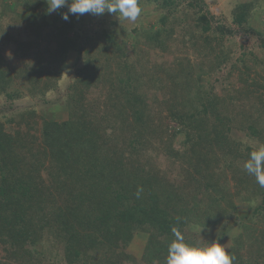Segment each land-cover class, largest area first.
Listing matches in <instances>:
<instances>
[{"label":"trees","instance_id":"16d2710c","mask_svg":"<svg viewBox=\"0 0 264 264\" xmlns=\"http://www.w3.org/2000/svg\"><path fill=\"white\" fill-rule=\"evenodd\" d=\"M39 3L35 0L22 3L27 16H33L35 7L47 9L45 1ZM174 5L175 0H160L159 6L166 9L167 15L160 17L158 28L144 37L137 36L138 31H134V37L153 44L155 48L165 47L177 25L184 29L185 35L191 36L188 41L193 44V49L195 37L203 38V57L211 62L207 74L211 75L216 68L227 65L231 53L226 43L231 31L223 26L212 27L206 11L196 14L194 20H189L186 15L179 16L180 10ZM201 6L202 3L190 6V9L198 7L202 11ZM250 11V3L238 4L233 10V21L239 29L249 20ZM58 20L54 18V24ZM81 21L77 18L67 20L59 29L55 27L56 31H48L46 25L35 27L29 24L30 31L27 32H34L33 40L53 43L51 58L59 62L58 71L45 70L42 58L35 56L36 52L34 54L28 46L17 45L14 53L19 68H13L14 78L0 54V95L8 100L19 98L21 87L30 96L50 89L49 80L68 68V52L77 50L78 61L80 54L85 58L84 67L77 70L75 84L69 87L71 92L66 102L68 119L46 122L42 132V144L49 151L51 166L50 172H46L47 177L60 176L63 180L57 181L61 185L54 190V199L56 195L64 197L63 203L69 201V204H53L48 210L49 215L44 212L41 201L52 199L51 187L38 188L31 182L32 176L24 177L18 172L12 152L13 139L0 126V264H42L37 258L38 248L42 252L45 247H50L52 241L63 247V258L67 264H108L110 258L117 257L116 252H120L119 245L128 242L137 231H147L152 241H162V245L154 249L149 245L148 250L155 252H148V256L152 259V254L159 255L160 264H166L167 245L174 238L172 229L177 228L184 235L190 221L195 226L205 224L210 217H217L221 203L228 205L229 209L221 211L220 220L225 226L217 239H222L230 230L231 217H234V225L242 221L240 226L247 234L246 231L252 227L243 222L251 221L245 216H236V206L226 202L232 197L245 202L249 198L245 194L248 188H252L254 200L261 198V205L256 206L252 213L264 221V187L244 169L249 153L264 144V132L253 123L252 115L246 116L248 113L243 108L244 113L236 112L238 105L244 107L249 103L255 108V113L259 112L264 118L262 96H252L258 89L264 90V85L257 80L247 82V79L239 77V82L244 84L243 91L237 90V96H220L201 83L200 76L196 74L198 65L193 70L188 59H180L177 73L168 75L173 96L164 98L166 91L162 92L164 88L157 78L147 79L135 73L131 78L117 77V73L105 74L101 63L110 59L109 53L112 52L108 48H114V52L119 54L118 57L114 54L116 59L122 57L121 46L126 45L124 37L118 43L110 29L101 28L106 45L100 48L99 58H88L87 51L80 45L82 41L86 44L90 38L93 39L97 31H85L86 35L83 34L85 37L81 39L77 32L68 36L75 24ZM45 31L48 32L45 34ZM29 56L40 60L34 66L26 60ZM236 61L248 70L242 56ZM250 61L253 66H258L257 59ZM230 67L233 69L235 65ZM45 73L49 75L40 85V77ZM99 84L107 88L109 96L106 97L111 100L110 104L105 102L108 109L101 112L100 117L96 112L99 110L89 109L81 96L82 92H88L93 85L99 87ZM148 96L153 98L149 100ZM255 101L262 107L258 108ZM19 116L21 114L16 118ZM102 120L106 121L103 131L107 130L109 122L114 123L111 125L113 133L106 135L100 129ZM10 122L13 123L14 119L9 118ZM168 129L173 131L171 138L182 134L194 148L188 160V169L193 168L188 177L190 188L186 190L172 177L139 162L138 157L131 165L123 163L126 158L137 156L141 147L139 137L145 130L158 135ZM34 161L38 168L44 167V159ZM36 164L33 170L39 173ZM223 167L227 169L222 171ZM226 171H230L229 179L236 187L234 195L229 194ZM138 189H142L139 196ZM261 255V260H264V254ZM237 264L245 263L240 261Z\"/></svg>","mask_w":264,"mask_h":264},{"label":"rangeland","instance_id":"374dc122","mask_svg":"<svg viewBox=\"0 0 264 264\" xmlns=\"http://www.w3.org/2000/svg\"><path fill=\"white\" fill-rule=\"evenodd\" d=\"M24 1L25 0H0V54L5 64L10 68L11 77L16 78L13 68H19V61L16 58V53H14L17 45L28 46L34 54L36 52L37 54L35 56L42 58L45 70L58 71L59 62L52 61L51 58L54 53L53 43L49 44V41L38 39L33 40L31 36H34V32L30 34L27 30L30 31L29 24L32 23L35 27L46 25L48 26L46 28L48 31L51 29L56 31V29H54L55 27L59 29V27L65 25L66 21L62 19L61 13H66L67 7L51 13L47 11L46 7V10L43 7H35L33 16H27L22 4ZM35 1H37V3L40 1L46 2V0ZM159 1L160 0L139 1L142 13L135 22L125 20L107 11L102 15H93L89 13L83 15L69 14L68 21L75 18L82 21L81 23L75 24L74 30L69 32L68 36H72L73 32H77V35L81 39L85 37L86 32L90 31V29L97 31L93 36L94 38H90L89 41H87L88 44L82 41L80 45L81 48L87 51L85 53H88V58H99L100 48L105 44V40L101 36L104 27H107V29L113 32L114 39L118 43V40L124 37L126 45L121 46V52H123L124 55L116 59L114 54H116L117 57L119 54L114 52V48H108L112 53H109V55H111L109 60L101 63L104 73L111 75L117 73V77L122 76L129 78L133 77L135 73L138 75L142 74L143 77L147 79L157 78L161 88H164L162 92L166 91V94L163 95L164 98L170 96V99L171 96H173L171 93L172 87L169 86L170 82L168 81V75L177 73V70L180 68H178L180 59L184 61L188 59V62L192 64L193 70H195V67L198 65L196 74L200 76L201 83L205 87L213 89L215 94L219 93L220 96H237V90L243 91L244 84L239 82V77L241 79H247V82L257 80L260 85H264V0H175L174 6H177L180 10L178 13L179 16L186 15L190 17L189 20H194L196 14L206 11L207 15L211 18L210 25L212 27H214V25L223 26L232 33V35L229 34L231 37H229V41L226 43L229 45L227 50L231 53V60L227 65L216 68L211 75H209L210 73L207 74L211 62L204 60L203 57V38L194 36V41L197 42V44L194 42L195 48L193 49V44L188 41L191 36L185 35L184 29H181V27L177 25L174 26L175 30L173 37L166 41L167 45H165V47L155 48L153 44H149L145 40L134 37V31H138L136 32L137 36L144 37L152 30L158 28L160 17H162L163 14L167 15L166 9H162L159 6ZM200 3H202V11H200L198 7L190 9V6ZM241 3H250L251 11L249 20L243 25V28L239 29L233 21V10ZM54 18L59 19L56 21V24H54ZM48 31H45V34ZM83 34L85 35L83 36ZM77 53V50L67 53L66 64L68 68L64 69L63 72L59 74L57 73V75L49 80L48 83L51 84L52 87L45 90V93H36V95L30 96L26 89L21 87L19 98L8 100L4 95H0V126L3 131L13 139L12 152L17 162L18 172L22 173L24 177L32 176L33 179H31V182L37 185L36 187L38 188L43 189L45 187H51L49 190L53 192L52 199L41 201L44 212H47L48 215V210L51 208L50 205L55 204L57 206H64L70 202L68 201L66 204L63 203L62 199H64V197L59 198L57 195L54 199V190L56 191L61 185V183L57 181L58 179L62 180V178H60V176H54V178L51 176V179L47 177L46 172H50L51 166L48 161L49 151L42 144V132L46 122H63L68 119L66 102L67 96H69L71 92V88L69 87L73 86L78 78L77 70L84 67L85 58L83 54H80V60L78 61ZM250 53H252V55H250ZM240 56H242L246 65L249 66L248 70L236 61ZM255 59L259 61L258 66H253L250 61ZM26 60L35 66L40 59L29 56ZM124 65L125 67H123ZM231 65H235V67L231 69ZM45 70L44 72H46ZM205 71L206 73H203ZM48 75L49 74L45 73L40 77V85H43ZM99 85V87L93 85L88 92L84 91L81 93L89 109L99 110L96 111L98 117L101 116V112L103 113V111L108 109V107H105V102L108 104L111 103V100L106 97L109 96V91L104 85ZM252 96H262L264 100V90L258 89ZM147 98L151 100L153 97L148 96ZM255 103L258 108L262 107L257 101H255ZM238 106L236 112H243V110H245L248 113L246 116L251 117L252 115L251 118L253 123L259 130L264 132L263 115H259V112L255 113V108H252L249 103H246L244 107H241V105ZM17 114H21V117L19 116L16 118ZM165 115L166 113L163 112V116ZM9 118H13L14 122L8 123ZM238 118L240 117L238 116ZM113 124V122H109L107 130L103 131L104 126H106V121L102 120L100 129L106 135H109L113 133L111 126ZM170 125L174 127V125ZM109 127L110 129H108ZM172 133V129H168L166 131L164 130L163 134L151 135L145 130L139 137L141 147H139L140 150L137 156L132 155V157L126 158L127 160H124L123 163L126 166L131 165L138 157L139 162L155 167V170L159 173L172 177L176 182L184 185L183 189L186 190V188H190L188 186V177L193 168L188 169V160L194 148L191 147L190 142H186L182 134H178L171 138L170 136ZM191 142L194 143V141ZM38 158L44 159V167L38 168V165L34 161ZM35 164L37 170H40L39 173L33 170ZM225 169L227 168L223 167L222 171ZM185 170L187 171L185 172ZM222 171H220V173H222ZM229 172L230 171L225 172L228 179L230 178ZM229 184V194L234 195L237 192L236 187H234V183L230 179ZM165 190L167 192V189ZM245 194L249 196L245 202L237 201L236 197H232L230 201L226 203L229 204V202H231L236 206V216H245L251 221V223H248L246 220L243 222L246 226L252 227L251 230L249 227L247 228L249 229L246 231L247 234H244L240 226L242 221L240 222L239 220L237 224L234 225V217H231V221L228 224L230 230L224 233L222 239H217V236H219L221 230L225 226L220 220L221 211L229 209L228 205L221 203L222 208L219 209L220 211L217 213V217L211 219L213 216L210 214L212 217H210V221L207 220L205 222L206 224L209 221L207 225L203 223L195 226L193 221H190V225L185 229V239L191 241L193 239L192 242H196L202 237L208 241L218 240L221 244H226L228 251L235 256L233 264H237L240 261L245 264H264V260L260 258L262 256L261 254H264V221L259 220L260 218H257V216L252 213V210L256 208V206L261 205V198L257 200L253 199L254 195L252 193V188H248ZM166 195H168V193H166ZM229 211L233 212V210ZM200 228H202L201 232L199 231ZM149 245L150 248L154 249L162 245V241H152L147 231H137L128 242L119 245L120 250L118 251L120 252H116L117 257L110 258L108 264H160L161 258L159 255L152 254L153 260L148 256V252H155L154 250H148ZM37 253H39L37 258L41 260L40 262L42 264H67V260L63 258L65 253L63 247L53 241L50 247H45L42 252L38 248ZM2 260L3 259H1V261Z\"/></svg>","mask_w":264,"mask_h":264},{"label":"clouds","instance_id":"9594fccd","mask_svg":"<svg viewBox=\"0 0 264 264\" xmlns=\"http://www.w3.org/2000/svg\"><path fill=\"white\" fill-rule=\"evenodd\" d=\"M46 3L49 13L67 7V12L61 13L65 21L69 19V14L102 15L107 11L135 22L142 13L139 0H46ZM244 169L264 187V144L249 153ZM140 191L142 189H138L137 196ZM172 234L174 238L167 245L166 264H233L235 260L226 244H221L218 240L208 241L201 237L199 241L189 243L179 229L173 228Z\"/></svg>","mask_w":264,"mask_h":264}]
</instances>
